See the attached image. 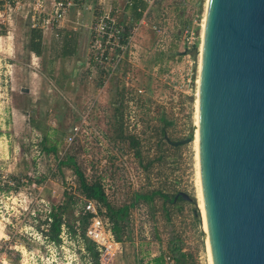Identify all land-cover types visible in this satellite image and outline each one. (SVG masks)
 <instances>
[{
  "label": "rangeland",
  "instance_id": "1",
  "mask_svg": "<svg viewBox=\"0 0 264 264\" xmlns=\"http://www.w3.org/2000/svg\"><path fill=\"white\" fill-rule=\"evenodd\" d=\"M13 1H0V264H91L73 233L64 230L54 245L35 229L44 226L42 210L55 204L68 205L63 216L79 231L86 198L72 167L59 164L66 155L88 182L100 181L114 206L155 190L169 197L184 191L195 200L171 202L155 194L151 202L130 205L121 241L113 235L110 247L100 251V264H151L160 254L174 264L167 260L170 241L180 244L186 264H209L193 140L173 145L165 138L180 140L194 131L205 0H160L138 20H129L137 50L108 79L105 94H81L80 87L68 94L54 83L49 48L39 57L28 49L31 29L40 25L34 7L41 6ZM52 3L44 0L42 7L49 11ZM125 3L108 11L128 12L126 18ZM186 26L196 29V39L187 53L176 55L186 48ZM31 71L42 76L40 83ZM26 87L36 92L26 94ZM50 146L56 151H48ZM25 174L42 181L27 183ZM12 177L19 178L16 189L8 188ZM99 216L110 228L103 207Z\"/></svg>",
  "mask_w": 264,
  "mask_h": 264
},
{
  "label": "water",
  "instance_id": "2",
  "mask_svg": "<svg viewBox=\"0 0 264 264\" xmlns=\"http://www.w3.org/2000/svg\"><path fill=\"white\" fill-rule=\"evenodd\" d=\"M198 93L211 263L264 264V0H208Z\"/></svg>",
  "mask_w": 264,
  "mask_h": 264
},
{
  "label": "crops",
  "instance_id": "3",
  "mask_svg": "<svg viewBox=\"0 0 264 264\" xmlns=\"http://www.w3.org/2000/svg\"><path fill=\"white\" fill-rule=\"evenodd\" d=\"M67 1L70 5L61 20L53 22L45 28L37 26L31 29L32 33L37 32L40 35V53L36 56L39 57L43 52H47V47L49 48L51 51L50 68L55 73L54 83L63 86L68 94H76L79 87L82 90L81 94H105L109 80L102 83L98 78L95 81L86 79L84 60L88 53L93 20L100 13L108 11L113 4L120 3L123 0ZM124 7L129 8L130 13L126 18L125 13L128 12L123 15L120 14V17L127 24L130 20L129 23L131 24L132 19L138 20L141 18L147 4L143 0H130L126 1ZM28 49L30 54H34L30 48ZM68 71L72 74L70 77L65 75ZM31 73L34 83L42 81V76H38L36 71H31ZM36 77L38 78L36 79ZM25 90H27L25 91L26 94L36 92L33 87H26Z\"/></svg>",
  "mask_w": 264,
  "mask_h": 264
},
{
  "label": "built area",
  "instance_id": "4",
  "mask_svg": "<svg viewBox=\"0 0 264 264\" xmlns=\"http://www.w3.org/2000/svg\"><path fill=\"white\" fill-rule=\"evenodd\" d=\"M0 1L14 2L13 0ZM34 1H36V5L41 6L38 10H36L37 7H34V17L38 20L40 28H45L53 22L61 20L70 5L67 0H53L51 10L46 11L42 7L44 0ZM143 1L147 4V8L143 13L144 16L146 11L160 0ZM152 27L157 29L159 26L153 24ZM131 31L129 25L121 19L120 12L117 9L114 12H102L95 17L91 39L88 44V53L84 60L86 79L92 81L93 78H98L100 82H106L117 73L126 55H128V58L130 56L134 57L137 45L135 42H132ZM195 39L196 29L193 26H186L182 31L183 45L186 48L193 46ZM73 130L77 131L78 126H74ZM72 138L73 135H69L66 140L69 142ZM84 211L92 213L90 224L86 228V235L95 242L99 251L103 249L107 250L114 242V238L110 228L104 227L103 221L99 216V204L93 199H86ZM167 260H169L168 257Z\"/></svg>",
  "mask_w": 264,
  "mask_h": 264
},
{
  "label": "trees",
  "instance_id": "5",
  "mask_svg": "<svg viewBox=\"0 0 264 264\" xmlns=\"http://www.w3.org/2000/svg\"><path fill=\"white\" fill-rule=\"evenodd\" d=\"M40 35L39 33H32L30 36L29 41V48L30 50L35 54L39 55L40 53ZM130 141L132 144L138 143L137 140L133 138V136H130ZM56 151V148L53 146H50L48 151ZM59 164L71 166L74 173L78 177V183L79 187L82 190V192L85 195L86 199H93L99 204V211L101 207L104 208L105 215L110 223V230L112 234L114 235V238L116 241H121L122 233L124 232V227L128 221L129 216V208L130 205H133L138 200H143L146 202H151L153 200V197L155 194H158L162 196L164 199L170 198L171 202H174V195L171 197L168 196V194L162 193L160 191H152L150 193H135L133 195V199L130 204H123L121 206H114L112 205L106 197V193L104 191V188L102 187V184L99 180H94L88 182L86 177L84 176L83 172L79 169L76 162L70 155H66L63 159L59 160ZM25 179L27 180V183H34V182H40L42 181L37 180L36 178H30L28 174H25ZM12 181L10 182V185H8V188H17V183L19 182V178L12 177L10 178ZM182 198L177 197V200H181ZM65 206H55V204H49L46 208L42 210L43 212V218L41 220L42 225L35 226V229L43 235L44 239L54 245H59L62 241V233L64 230L69 234L73 233V235L77 236L80 240L83 248L85 249L86 253L89 255L91 264H100L99 258H100V251L96 247V244L93 240H91L86 235V228L88 227L90 223V219L92 217V213L85 211L81 216V224L79 226V231L76 232V229L73 225H71L66 218L63 216L64 212L68 210L69 208ZM182 248L179 243L175 241H170L168 245V258L173 261L174 264H186L184 260V254L181 251ZM151 264H166L165 256L159 255L151 260Z\"/></svg>",
  "mask_w": 264,
  "mask_h": 264
},
{
  "label": "bare ground",
  "instance_id": "6",
  "mask_svg": "<svg viewBox=\"0 0 264 264\" xmlns=\"http://www.w3.org/2000/svg\"><path fill=\"white\" fill-rule=\"evenodd\" d=\"M207 7H208V0H205L204 2V12L202 17V23H201V31H200V42L198 46V76H197V97L195 99V111H194V131H193V143H194V149H195V158H196V175H197V205L198 209L202 218V228L204 231V240H205V246H206V252L208 255L209 264L211 263L210 260V253H209V246H208V240H207V233H206V226L204 221V213H203V206H202V197H203V191H202V184H201V177H200V168H199V80H200V68H201V57H202V45H203V36H204V27H205V21H206V14H207Z\"/></svg>",
  "mask_w": 264,
  "mask_h": 264
}]
</instances>
